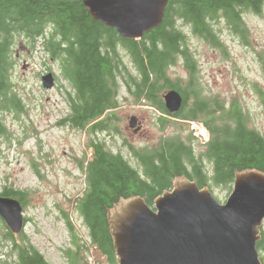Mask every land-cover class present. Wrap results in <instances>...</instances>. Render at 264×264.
I'll use <instances>...</instances> for the list:
<instances>
[{
    "label": "trees",
    "instance_id": "1",
    "mask_svg": "<svg viewBox=\"0 0 264 264\" xmlns=\"http://www.w3.org/2000/svg\"><path fill=\"white\" fill-rule=\"evenodd\" d=\"M263 4L264 0H169L159 25L140 38L124 39L116 29L95 20L82 0H0V114L21 109L9 73L10 46L14 33H19L33 42L41 41L59 60L60 74L72 88L66 96L68 114L63 120L68 125L88 134L105 131L108 110V130L117 131L115 110L123 87L135 103L151 105L183 121L199 120L209 131L210 138L198 154L193 144L179 136L163 137L151 149L132 147L141 171L119 152L107 151L103 142L91 139L89 155L80 161L84 190L75 207L87 228L94 264H117L107 214L120 200L140 196L152 207L176 177L195 181L200 188L224 185L231 191L235 173L264 172V132L251 126L249 113L237 99L226 102L204 95L188 37L175 25L181 20L212 47L224 49L212 23L223 18L243 38V13L260 14ZM119 47L126 51L132 68L123 61ZM178 59L186 71L184 86L180 78L168 73ZM168 89L177 90L183 98L177 113H169L164 106L162 93ZM257 93L264 106V90L257 88ZM166 122L159 118L161 129ZM6 133L0 117V137ZM0 195L16 198L22 206L27 200V192L9 186ZM4 236L13 253L7 255L8 264H51L22 231L14 234L6 226ZM75 245L70 264H79L81 244L75 241ZM256 249L264 251L262 230ZM83 259L88 262L86 256ZM260 260L264 264L262 256Z\"/></svg>",
    "mask_w": 264,
    "mask_h": 264
},
{
    "label": "rangeland",
    "instance_id": "2",
    "mask_svg": "<svg viewBox=\"0 0 264 264\" xmlns=\"http://www.w3.org/2000/svg\"><path fill=\"white\" fill-rule=\"evenodd\" d=\"M242 16L243 38L223 18L212 23L224 49L212 47L181 20H176L175 25L188 37L204 95L226 102L237 99L249 113L251 126L264 132V106L257 93V88L264 90V4L260 14L243 13ZM10 47L11 89L20 98L21 109L2 110L0 114L7 130L0 137V191L9 186L27 192L22 206L25 219L22 233L51 264H70L72 252L77 249L75 241L81 244L79 264L86 263L84 256L87 263L94 264L87 228L75 205L84 190L80 161L84 162L89 155L87 144L93 139L103 142L106 148V132L88 134L63 121L68 114L66 96L72 88L60 74L59 60L43 48L41 41L33 42L23 34L14 33ZM118 50L125 64L132 68L126 51L122 47ZM182 64L178 59L168 73L171 78H180L184 86L186 71ZM46 72H52L55 77L51 89L41 84V75ZM191 99L189 96L188 101ZM115 116L117 131L108 130V149L119 152L139 171L132 147L151 149L163 137L179 136L193 144L198 154L210 138L208 129L206 140L195 134L191 123L162 114L151 105L135 103L123 87ZM131 116L140 119L141 133L136 134L129 126ZM159 118L169 120L163 129ZM189 133L193 139L187 138ZM211 193L217 201L224 202L230 190L224 185L212 186ZM4 224L0 220V264H8L7 255H13L11 242L4 236ZM260 230L264 231V220ZM259 256L264 261V251Z\"/></svg>",
    "mask_w": 264,
    "mask_h": 264
},
{
    "label": "water",
    "instance_id": "3",
    "mask_svg": "<svg viewBox=\"0 0 264 264\" xmlns=\"http://www.w3.org/2000/svg\"><path fill=\"white\" fill-rule=\"evenodd\" d=\"M169 0H82L90 15L116 29L124 39L140 38L159 25ZM51 89L52 72L41 75ZM168 112L183 102L175 89L162 93ZM137 117L129 126L138 131ZM0 218L17 234L24 226L19 200L0 195ZM117 264H262L256 242L264 220V172L244 170L234 175L224 202L207 186L176 177L172 186L149 206L142 197L120 200L108 211Z\"/></svg>",
    "mask_w": 264,
    "mask_h": 264
},
{
    "label": "built area",
    "instance_id": "4",
    "mask_svg": "<svg viewBox=\"0 0 264 264\" xmlns=\"http://www.w3.org/2000/svg\"><path fill=\"white\" fill-rule=\"evenodd\" d=\"M192 124V128H194L195 134L199 133L202 137L206 138V128L203 126L201 122L197 123L194 120L189 121ZM207 139V138H206Z\"/></svg>",
    "mask_w": 264,
    "mask_h": 264
},
{
    "label": "flooded vegetation",
    "instance_id": "5",
    "mask_svg": "<svg viewBox=\"0 0 264 264\" xmlns=\"http://www.w3.org/2000/svg\"><path fill=\"white\" fill-rule=\"evenodd\" d=\"M164 102V101H163ZM164 106H165V103H164ZM166 108V107H165ZM171 113V112H170ZM175 113H177V112H175ZM106 116H107V128H106V130H105V132H106V150L108 151V110H107V114H106ZM169 116H171V115H169ZM171 117H173V116H171ZM189 121H191V120H189ZM188 121V122H189ZM136 127H138L139 129H138V131H136L137 133L136 134H139V133H141L142 131H141V121H140V119L137 117V124H136ZM206 130H207V128H206ZM207 140V139H206ZM209 188V187H208ZM209 190L211 191L212 190V188H209ZM84 264H87V263H84Z\"/></svg>",
    "mask_w": 264,
    "mask_h": 264
},
{
    "label": "bare ground",
    "instance_id": "6",
    "mask_svg": "<svg viewBox=\"0 0 264 264\" xmlns=\"http://www.w3.org/2000/svg\"><path fill=\"white\" fill-rule=\"evenodd\" d=\"M170 113V112H169Z\"/></svg>",
    "mask_w": 264,
    "mask_h": 264
}]
</instances>
